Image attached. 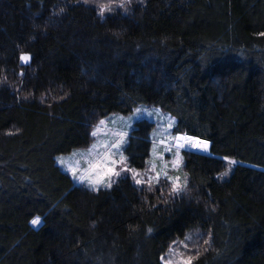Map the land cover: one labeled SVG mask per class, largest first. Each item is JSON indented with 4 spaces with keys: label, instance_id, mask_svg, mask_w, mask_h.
I'll return each mask as SVG.
<instances>
[{
    "label": "trees",
    "instance_id": "1",
    "mask_svg": "<svg viewBox=\"0 0 264 264\" xmlns=\"http://www.w3.org/2000/svg\"><path fill=\"white\" fill-rule=\"evenodd\" d=\"M100 4L0 0V264H264V0ZM141 105L210 142L181 150L180 191L57 164Z\"/></svg>",
    "mask_w": 264,
    "mask_h": 264
},
{
    "label": "rangeland",
    "instance_id": "2",
    "mask_svg": "<svg viewBox=\"0 0 264 264\" xmlns=\"http://www.w3.org/2000/svg\"><path fill=\"white\" fill-rule=\"evenodd\" d=\"M108 3L109 0H106V4ZM23 55L30 57L29 54ZM137 109L141 111L138 113ZM100 121H105V123L100 125L97 135L93 136V140L88 146L79 147L69 153L57 156V164L63 170L69 172L77 184L81 183L78 177H84L83 184L94 190L109 188L104 186L108 182H111L112 187L113 183L120 176L127 174L133 177L132 172L121 171V168L126 167L134 169L137 173L141 174L136 179L142 178L144 181H148L149 178H152L150 182L152 183L156 181L155 177L159 174V179L167 177L172 180L174 185L178 187L181 185L180 170L183 163L181 150L184 149L175 146L177 134L175 135L172 132L174 118L159 109L148 105H141L130 114L122 115L114 113L102 118ZM100 121L95 125L94 129L97 128ZM136 129L146 134V138L150 140L148 155L146 154L145 146L133 145L129 147L130 137L134 135L132 133ZM120 133L125 134L123 137L125 143L121 145L119 153L114 148L109 152V146L121 138ZM94 144L96 147L89 152L88 149L92 148ZM128 147L130 151H127ZM73 153H76V155H73ZM111 153L117 154L112 155ZM120 153L126 158L125 164L111 163V161H119L121 159ZM131 156L135 158L134 162L129 161ZM60 158H63L64 163L60 162ZM145 161V166H143ZM115 171H120V175H114ZM73 173H75V176ZM165 173H167V176H165ZM96 180H102L104 184H95L93 187L90 181L94 182ZM188 243L191 245L190 242H185V245H189ZM175 247L177 246L175 245ZM189 247L192 252L196 249L195 245ZM175 249L172 250V254L176 253ZM185 251L184 249V256H181L183 260L179 259L181 264H185L189 258L190 253L185 256V253H187ZM164 262L165 264H169L165 260ZM172 264H176V262Z\"/></svg>",
    "mask_w": 264,
    "mask_h": 264
},
{
    "label": "snow or ice",
    "instance_id": "3",
    "mask_svg": "<svg viewBox=\"0 0 264 264\" xmlns=\"http://www.w3.org/2000/svg\"><path fill=\"white\" fill-rule=\"evenodd\" d=\"M85 2H87V0H85ZM115 2H116V0H109V3H108V4H100V6H99V15H100L101 17H103V15H104V13H105L106 11L111 12V11H112V7H111L110 5H111L112 3H115ZM130 2H131V0H119V4H120L121 7H123L125 3H130ZM29 59H30V57H28L27 55H21V57H20V60H21L22 62H24V63L28 62ZM140 111H141L140 109H137V112H138V113H139ZM104 123H105V121H100V124L97 125V128L93 130L92 135H93L94 137L97 135V131L99 130L100 125H103ZM119 135H120L121 138L118 139L115 143H113V144H111V145L109 146V149H108L109 152H111V149L114 148V149L117 150V153H119V149H120L121 145H122L123 143H125V140H124V138H123L125 134L120 133ZM176 139H180V137H176ZM185 139H186V141H191V140H193L194 138H190V137H188V138H185ZM207 145H208V141H196V144H195L194 146L200 148L201 150H206V149H207ZM185 146H189V145H180V147H185ZM95 147H96V145L94 144V145L92 146V148L88 149V151L91 152L92 149L95 148ZM117 153H111V154H112V155H116ZM73 155H76V153H73ZM120 155H121V159H120L119 161H111V163H113V164L120 163V164H122V165L125 164L126 158L123 157L122 153H120ZM224 159H225L226 161H228L229 169L231 168V165H234V164L236 163L235 160H230L228 157H225ZM60 162H61V163H64L63 158H60ZM125 170L133 173V179L135 180V183H136V184H141V183H146V182H147V183H150V182H151V179H152V178H149L148 181H144L142 178H141V179H136V177H137V176H140L141 174H140V173H137L134 169H130V168H126V167H125V168H121V171H125ZM113 174L119 176V175H120V171H115ZM227 174H228V173H227V171H226V172H224L222 175H227ZM73 175L75 176V173H73ZM165 176H167V173H165ZM78 179L80 180L81 183H83L84 180H85L84 177H78ZM155 179H156L157 181L159 180V174L157 175V177H155ZM90 183L93 185V187L95 186V184H104V182H103L102 180H96V181H94V182L90 181ZM104 186H106V187H111V182H108L107 184H104ZM172 190H173V192H177V191H180L181 189H180V187L174 185ZM39 223H40V218H39V217H36V218H34V219L31 221V224H32L33 226H36V225H38ZM189 239H190V237H189ZM174 243H175V242H174ZM181 243H182V242H181ZM205 243H207V241H205ZM185 247H187V245H185ZM191 262H192V258L189 257L188 260L185 262V264H191Z\"/></svg>",
    "mask_w": 264,
    "mask_h": 264
},
{
    "label": "bare ground",
    "instance_id": "4",
    "mask_svg": "<svg viewBox=\"0 0 264 264\" xmlns=\"http://www.w3.org/2000/svg\"><path fill=\"white\" fill-rule=\"evenodd\" d=\"M194 138L193 140L191 141H186L185 138ZM196 141H207V140H201V139H198L196 137H193V136H190V135H186L184 136V138H180V139H177L175 141V146L177 148H181V149H188V150H194V151H197V152H202L204 154H210V142L208 141V145H207V149L206 150H201L200 148L198 147H195L194 145L196 144ZM180 145H189V146H185V147H180Z\"/></svg>",
    "mask_w": 264,
    "mask_h": 264
},
{
    "label": "water",
    "instance_id": "5",
    "mask_svg": "<svg viewBox=\"0 0 264 264\" xmlns=\"http://www.w3.org/2000/svg\"><path fill=\"white\" fill-rule=\"evenodd\" d=\"M184 136H186L185 134H183V133H178L177 134V137H180V138H184ZM188 150V149H187ZM190 151H194V150H190Z\"/></svg>",
    "mask_w": 264,
    "mask_h": 264
}]
</instances>
